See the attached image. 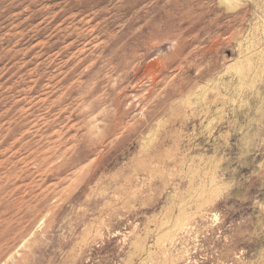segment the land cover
Masks as SVG:
<instances>
[{
  "label": "rangeland",
  "instance_id": "rangeland-1",
  "mask_svg": "<svg viewBox=\"0 0 264 264\" xmlns=\"http://www.w3.org/2000/svg\"><path fill=\"white\" fill-rule=\"evenodd\" d=\"M0 264H264V0H0Z\"/></svg>",
  "mask_w": 264,
  "mask_h": 264
}]
</instances>
